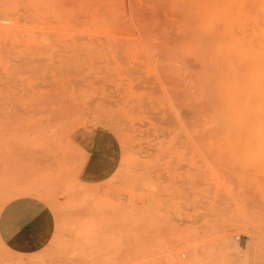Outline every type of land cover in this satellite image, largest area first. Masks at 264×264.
Returning a JSON list of instances; mask_svg holds the SVG:
<instances>
[{
    "label": "rangeland",
    "instance_id": "374dc122",
    "mask_svg": "<svg viewBox=\"0 0 264 264\" xmlns=\"http://www.w3.org/2000/svg\"><path fill=\"white\" fill-rule=\"evenodd\" d=\"M250 1L220 7L245 47ZM218 2L0 0V264H264Z\"/></svg>",
    "mask_w": 264,
    "mask_h": 264
},
{
    "label": "bare ground",
    "instance_id": "6f19581e",
    "mask_svg": "<svg viewBox=\"0 0 264 264\" xmlns=\"http://www.w3.org/2000/svg\"><path fill=\"white\" fill-rule=\"evenodd\" d=\"M228 3H230V0H219V2L216 3L213 6V8L211 10H209V12H208V14L212 15V17H215L216 19H218L219 21H222V23H223V29L221 31L222 33H219L216 37L217 40L215 41V49L217 50V52L220 53V52L226 51L230 48H237L236 50H238V48H239L241 53H240V56L238 57V61L240 63L244 62V63H246V65L244 67L239 68V71H238V69L236 71L235 68L231 66L232 61H227V62H225L227 69H226L225 76H224L228 81H238L240 83L241 82L244 83L246 81L251 86V92H249L247 94V98L245 99V101L241 102L239 105H237V109H239V113L237 114V124H239L241 127H243V126L244 127H251L252 130L264 131V0H251L250 1L251 5H252L251 7L256 8L255 12H252V9H251L252 13L250 16L251 20H252L251 35L253 37H255L256 41L252 44L247 45L246 47L243 44V42H244L243 38L236 39L235 37H233V34L229 33L230 30L228 29V26H227L229 24L228 23L229 22V16H228V14H226L224 11L221 10L222 6H225ZM228 6L229 5H227V7ZM242 10H244V9H242ZM244 12H246V10H244ZM248 14H249V12H248ZM184 15H185V13H184ZM241 22H239V23L242 24ZM240 24H239V26H240ZM193 25H195V24H193ZM218 26H221V25H218ZM187 28H190V27L188 26ZM191 28H190V30H192ZM239 28H241V26ZM252 39H254V38H252ZM230 54H233V53L231 52ZM205 59H206V57H205ZM221 69L223 70V67ZM193 82L194 81H192V84H194ZM204 93H205V91H204ZM205 95H206V97H208L209 94H205ZM210 97L211 96H209V98ZM218 101H220V100L218 99ZM209 102L212 103V101H209ZM216 105L217 104H215V106ZM232 105H234V104H232ZM234 106H236V105H234ZM230 115H231V113H230ZM249 118H252L253 121L250 120L251 122H249ZM219 124H220V122H219ZM217 125H218V123H217ZM221 125H220V127H221Z\"/></svg>",
    "mask_w": 264,
    "mask_h": 264
}]
</instances>
